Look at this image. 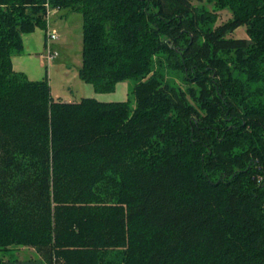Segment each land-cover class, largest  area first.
<instances>
[{"label": "trees", "instance_id": "16d2710c", "mask_svg": "<svg viewBox=\"0 0 264 264\" xmlns=\"http://www.w3.org/2000/svg\"><path fill=\"white\" fill-rule=\"evenodd\" d=\"M45 1L0 0V251L39 255L0 264H264V0H208L219 24L202 0H48L82 14L79 76L134 78L133 107L13 68Z\"/></svg>", "mask_w": 264, "mask_h": 264}, {"label": "rangeland", "instance_id": "374dc122", "mask_svg": "<svg viewBox=\"0 0 264 264\" xmlns=\"http://www.w3.org/2000/svg\"><path fill=\"white\" fill-rule=\"evenodd\" d=\"M196 2V1H195ZM207 9L217 13V24L224 22L231 16L230 10L219 9L213 2L202 0L200 2ZM82 23L83 17L80 12L68 9H60L51 17L52 27L56 30L58 38L50 44L51 49L57 55L47 60L46 50L33 57L31 74L40 78L47 72L50 91L53 96L60 95L71 100H80L84 96L95 97L101 101H128L131 107L134 106V95L132 92L135 79L130 77L119 80L110 90H95L92 83L86 82L79 76V68L82 61ZM44 35H45V29ZM234 37H247L244 26L237 27L231 34ZM35 45V43H34ZM165 75L172 84L186 87L180 75L165 68ZM30 74V73H29ZM66 100V99H65ZM4 260H38L39 255L32 246H10L9 250L0 251Z\"/></svg>", "mask_w": 264, "mask_h": 264}, {"label": "crops", "instance_id": "0c3cea01", "mask_svg": "<svg viewBox=\"0 0 264 264\" xmlns=\"http://www.w3.org/2000/svg\"><path fill=\"white\" fill-rule=\"evenodd\" d=\"M22 38H23V50L19 53H13L11 57L13 68L16 71L24 72L27 75V77L31 80L39 79L32 76L31 74L32 63L30 61L33 60L32 58L34 56L37 57L36 56L37 53L42 52L43 47L45 48L44 30L42 28L36 27L34 31L23 34ZM53 97L60 98L64 101H70L68 98H65L64 96H60V95H55Z\"/></svg>", "mask_w": 264, "mask_h": 264}, {"label": "built area", "instance_id": "2783aa9c", "mask_svg": "<svg viewBox=\"0 0 264 264\" xmlns=\"http://www.w3.org/2000/svg\"><path fill=\"white\" fill-rule=\"evenodd\" d=\"M44 4H45L44 19H45V23H46V28H45V50H46V54H45V57L47 60H51L57 55V52L51 49L50 43L53 40L58 38V34H57L56 30L52 27L51 17L53 16V14H55L59 10L57 7H52L48 0H46Z\"/></svg>", "mask_w": 264, "mask_h": 264}]
</instances>
